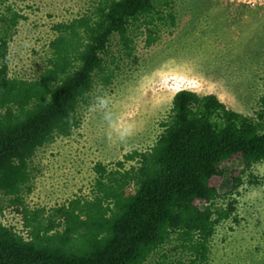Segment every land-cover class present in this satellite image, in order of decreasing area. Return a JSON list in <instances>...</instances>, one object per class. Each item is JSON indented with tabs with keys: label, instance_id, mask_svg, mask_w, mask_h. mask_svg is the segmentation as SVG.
Instances as JSON below:
<instances>
[{
	"label": "trees",
	"instance_id": "obj_1",
	"mask_svg": "<svg viewBox=\"0 0 264 264\" xmlns=\"http://www.w3.org/2000/svg\"><path fill=\"white\" fill-rule=\"evenodd\" d=\"M22 19L11 5L0 17V217L8 206L25 221L18 232L0 218V264H148L154 256L153 264H209L217 223L234 209L216 208L223 164L245 162L232 172L240 186L264 161V97L249 117L215 94L177 92L154 145L126 156L135 164L110 170L98 163L91 197L44 214L25 203L31 158L70 136L94 87L112 84L114 36L123 57L136 62L137 39L153 46L175 16L152 0H96L88 13L56 25L46 67L30 80L8 73V36Z\"/></svg>",
	"mask_w": 264,
	"mask_h": 264
},
{
	"label": "rangeland",
	"instance_id": "obj_2",
	"mask_svg": "<svg viewBox=\"0 0 264 264\" xmlns=\"http://www.w3.org/2000/svg\"><path fill=\"white\" fill-rule=\"evenodd\" d=\"M152 1L165 15L175 16L174 25L162 28L151 47L140 36L136 62L124 58L118 36L112 38L115 78L107 87H94L90 103L78 110L81 121L70 136H57L31 158L32 180L25 195L28 208L50 214L74 199L91 197L98 163L110 170L120 162L125 168L135 164L126 156L154 145L181 90L215 94L229 108L249 117L260 111L264 0ZM95 2L8 0L0 7V17L9 5L26 16L8 36L9 75L36 78L46 67L56 25L88 13ZM222 168L216 208L234 209L229 218L217 223L209 264H264V161L243 174L240 186L232 172L244 169L245 162L237 158ZM134 191L133 186L127 190L128 194ZM0 218L23 232L24 218L15 210L7 206Z\"/></svg>",
	"mask_w": 264,
	"mask_h": 264
}]
</instances>
